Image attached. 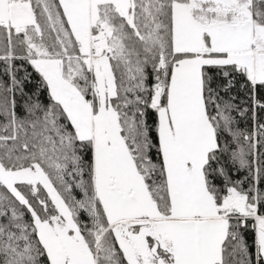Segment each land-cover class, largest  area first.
I'll return each instance as SVG.
<instances>
[{
	"label": "snow or ice",
	"instance_id": "1",
	"mask_svg": "<svg viewBox=\"0 0 264 264\" xmlns=\"http://www.w3.org/2000/svg\"><path fill=\"white\" fill-rule=\"evenodd\" d=\"M0 264H264V0H0Z\"/></svg>",
	"mask_w": 264,
	"mask_h": 264
},
{
	"label": "trees",
	"instance_id": "2",
	"mask_svg": "<svg viewBox=\"0 0 264 264\" xmlns=\"http://www.w3.org/2000/svg\"><path fill=\"white\" fill-rule=\"evenodd\" d=\"M250 237H251V233H249V239H250Z\"/></svg>",
	"mask_w": 264,
	"mask_h": 264
}]
</instances>
